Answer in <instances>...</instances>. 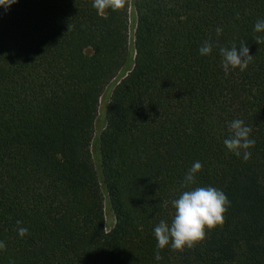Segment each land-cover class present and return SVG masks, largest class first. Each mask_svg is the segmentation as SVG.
Returning <instances> with one entry per match:
<instances>
[{"label": "trees", "instance_id": "16d2710c", "mask_svg": "<svg viewBox=\"0 0 264 264\" xmlns=\"http://www.w3.org/2000/svg\"><path fill=\"white\" fill-rule=\"evenodd\" d=\"M261 18L264 0H127L103 15L92 0L0 8V264H264ZM241 42L253 58L225 75L219 50ZM234 119L252 129L248 160L223 144ZM196 161L189 187L222 190L224 222L191 248L158 250L153 229L171 223Z\"/></svg>", "mask_w": 264, "mask_h": 264}, {"label": "clouds", "instance_id": "9594fccd", "mask_svg": "<svg viewBox=\"0 0 264 264\" xmlns=\"http://www.w3.org/2000/svg\"><path fill=\"white\" fill-rule=\"evenodd\" d=\"M18 3V0H0V8L7 12L10 7ZM127 0H92V7L97 10L98 15H103L105 10L111 9L117 11L125 8ZM221 28H217V34L222 33ZM253 31L264 32V18L258 19L253 26ZM255 41L258 44L264 43V36H257ZM213 46L209 41H204L199 48V54L202 56L210 55ZM220 54L223 57L222 65L225 75L233 69L243 71L252 60L249 47L245 42L231 48H220ZM229 135L223 140L226 149L238 158L242 156L244 160L251 157L249 149L254 147L255 140L251 138L252 129L241 119H234L227 124ZM202 170V164L199 161L194 162L188 173L184 177L183 187L188 188L177 198L172 200L174 215L171 223L165 220L154 227L153 233L157 241V249H164L170 246L172 249L183 251L185 247L191 248L198 241L205 238V229L215 228L224 222V213L227 212L230 201L227 195L213 186L195 187L189 186L196 182V174ZM21 225L22 221H17ZM18 235L24 237L29 230L26 227L17 229ZM5 248L3 241H0V250ZM162 259L160 252L155 254V260Z\"/></svg>", "mask_w": 264, "mask_h": 264}, {"label": "rangeland", "instance_id": "374dc122", "mask_svg": "<svg viewBox=\"0 0 264 264\" xmlns=\"http://www.w3.org/2000/svg\"><path fill=\"white\" fill-rule=\"evenodd\" d=\"M132 16L133 12L130 9L129 12V29H130V36L133 33V23H132ZM104 112H105V101L102 100L100 106L98 108L97 118H96V128H95V138L97 137L98 133L101 130L102 125L104 124ZM114 224V217L110 210H106L105 212V228L109 230Z\"/></svg>", "mask_w": 264, "mask_h": 264}]
</instances>
